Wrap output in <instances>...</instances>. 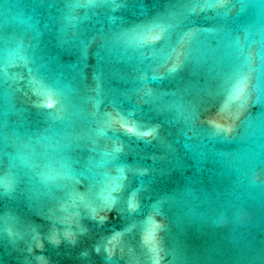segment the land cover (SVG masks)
<instances>
[{
	"label": "water",
	"instance_id": "1",
	"mask_svg": "<svg viewBox=\"0 0 264 264\" xmlns=\"http://www.w3.org/2000/svg\"><path fill=\"white\" fill-rule=\"evenodd\" d=\"M65 156L144 182L159 264H264V0H0V174L19 176L0 216L25 226L0 232V264H150L137 229L106 251L120 203L103 222L50 218L27 174Z\"/></svg>",
	"mask_w": 264,
	"mask_h": 264
},
{
	"label": "clouds",
	"instance_id": "2",
	"mask_svg": "<svg viewBox=\"0 0 264 264\" xmlns=\"http://www.w3.org/2000/svg\"><path fill=\"white\" fill-rule=\"evenodd\" d=\"M119 40V35L114 37V43H119ZM208 122L218 128L223 126L211 119ZM74 163L75 161L70 156H65L60 160L62 171L51 174L42 170L37 171L33 169L27 174V179L30 183L42 185L45 194L50 196L52 201V205L49 208V212L51 213L50 218L58 223L75 222L78 226L79 220L84 216V212H87L88 218L92 220L97 219L99 212H104L103 215L99 216L100 221L103 222L109 219L107 213L112 211L117 203H120L122 205V211H126L127 215H122L119 218L127 220L128 223L123 229L114 228L113 234L122 233L123 236L128 234L129 238L132 239L136 236L133 229H137L140 232L141 243L143 244L145 243L143 237L145 224L149 219H152L158 225L156 238L162 241L163 237L159 233L167 227L164 220H155L151 214L146 215L143 220L139 219L141 215H144L146 208L151 209L155 214L164 215L161 208L156 205H146L144 203V200H150L151 197L141 198V190L145 187L143 181H141L139 186H133L126 173L117 179L112 177L108 171H93L91 169H89L91 175H87L85 172L75 169ZM117 167L123 172L126 166L117 165ZM144 171L147 170L145 169ZM81 176H85L90 181L87 197L77 192L73 187L72 182L80 183ZM18 182V174L12 172L11 169L0 174V199L11 196L15 184ZM109 193L110 196L108 195ZM112 193H119V195H112ZM65 197L68 199H65ZM132 198H135L136 201L135 209L129 207V201ZM81 204L83 205L84 211H81ZM70 208V215H57L58 212L68 213ZM24 227L20 224L17 217L10 213H5L0 216V232L7 233L13 237L21 236ZM81 231H87V229H81ZM149 252H151L150 249ZM149 261L150 264H159V260L154 262L151 257H149Z\"/></svg>",
	"mask_w": 264,
	"mask_h": 264
},
{
	"label": "snow or ice",
	"instance_id": "3",
	"mask_svg": "<svg viewBox=\"0 0 264 264\" xmlns=\"http://www.w3.org/2000/svg\"><path fill=\"white\" fill-rule=\"evenodd\" d=\"M161 32H154V33L141 35L139 39L142 41L144 40L154 41L160 38ZM191 36H192L191 33L186 34L185 39H191ZM244 87H245L244 81L241 80L233 91V98L235 99L240 98V96L243 93ZM49 103H52V101H49ZM108 195L110 196V193ZM129 207L132 209H135L136 207L135 198L130 199ZM157 231H158V225L155 223L154 220L149 219V221L146 224L145 230H144V242L147 246H149V249L152 251L154 262H157L159 260V251H158V246L156 244ZM122 237H123L122 233H115L109 239L108 244L105 246V248H106V251H108L110 255L115 250L116 246L120 243V241L122 240Z\"/></svg>",
	"mask_w": 264,
	"mask_h": 264
}]
</instances>
